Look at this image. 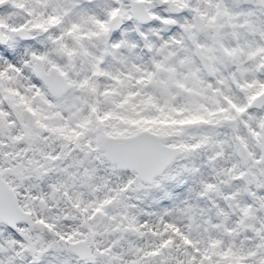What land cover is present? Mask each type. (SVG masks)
Masks as SVG:
<instances>
[{
	"label": "snow or ice",
	"instance_id": "1",
	"mask_svg": "<svg viewBox=\"0 0 264 264\" xmlns=\"http://www.w3.org/2000/svg\"><path fill=\"white\" fill-rule=\"evenodd\" d=\"M0 264H264V0H0Z\"/></svg>",
	"mask_w": 264,
	"mask_h": 264
}]
</instances>
